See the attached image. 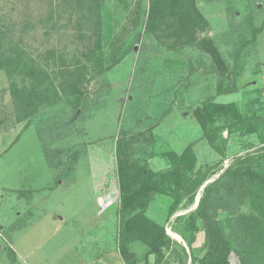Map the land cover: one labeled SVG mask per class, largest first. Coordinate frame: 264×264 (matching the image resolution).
<instances>
[{"label":"rangeland","instance_id":"1","mask_svg":"<svg viewBox=\"0 0 264 264\" xmlns=\"http://www.w3.org/2000/svg\"><path fill=\"white\" fill-rule=\"evenodd\" d=\"M35 2L39 0L26 10L24 0H0V20L14 24V41L20 49L53 74L57 70L54 61L59 65L62 58L73 62L88 40L73 36V24L67 18L58 21L54 16L49 20V9L43 2ZM196 3L210 23L199 38L213 40L228 67L224 75L200 43L170 48L172 39L161 42L147 31L149 0L104 1L102 45L106 63L102 73L90 75L80 106L71 105L64 96L20 120L11 85L15 82L22 88L23 78L18 74L13 80L0 70V264H19L10 252L21 202H27L19 197V190L35 191L32 207L27 208L30 211L20 220L22 225L28 227L30 221L48 215L43 220L47 223L44 232L37 233V242L43 244L39 253L43 263L35 264H57L60 260L93 264L103 251L117 250L120 139L135 148L139 159L148 158L156 172L168 168L163 152L181 153L198 141L195 175L206 174L210 179L193 203L185 197L177 212L168 217L172 200L159 196L148 210L170 238L163 258H147L150 248L145 244L131 245L137 254L136 264H197L196 259L205 252V232L203 222L197 220L199 231L194 234L190 217L204 188L237 158L253 159V168L264 172V145L260 141L264 122L252 120L230 133L225 131L212 144L203 139L194 117V110L211 99L236 103L264 118V0ZM256 29L261 31L253 41ZM250 41L236 66V52ZM232 89L235 92L223 93ZM249 127L256 132L249 133ZM46 150L53 164H62L58 169L50 167ZM75 152L80 153V159L73 163ZM241 192L231 191L228 180L222 181L213 188L207 204L209 214L220 221L233 243L232 264H242L237 251L247 228L240 217L252 212L251 200L241 199ZM247 194H252L251 189ZM50 216L64 219L61 231L48 224ZM16 241L17 248L25 245L28 250V241Z\"/></svg>","mask_w":264,"mask_h":264},{"label":"trees","instance_id":"2","mask_svg":"<svg viewBox=\"0 0 264 264\" xmlns=\"http://www.w3.org/2000/svg\"><path fill=\"white\" fill-rule=\"evenodd\" d=\"M24 1L26 10H29L28 8L36 0ZM44 1L47 2L44 4ZM104 1L39 0L35 2H43V5L49 9V20H54V16L58 21L67 18L68 23L73 24L71 29L74 31L73 36L79 35L88 40L87 46H84V50L74 57L73 62H67L62 58L60 60L62 63L59 65L54 61L57 70L53 74H50L46 68L36 65L30 55L20 49V45L14 41V24L0 20V70L6 72L13 80L19 74L24 81L22 88H19L15 82L11 85L15 111L20 114V120L31 116L43 106L58 103L64 96L68 97L71 105L80 106L83 103V90L91 81L90 75L102 73L103 65L106 63L102 45ZM148 11L146 30L156 39L161 42L172 39L170 48L200 43L212 57L220 74L224 75L228 71L213 40L199 38L200 33L210 28V23L199 10L196 0H149ZM260 31V29L253 31V41ZM249 43L251 41L243 44L236 52V66L243 49ZM233 92L234 89L223 93ZM194 117L203 131V139L212 144L225 131L230 133L235 127L252 120L264 122L262 116L253 114L249 110H242L236 103H218L211 99L194 110ZM248 132L255 133L256 130L249 127ZM260 141L264 145L263 135ZM197 143L198 141L191 142L181 153L174 150L163 152L161 156L167 160L168 168L156 172L150 167L149 159H139L135 148L125 139L117 141L120 192L117 244L125 264H136L138 261L136 252L131 248L135 242L150 248L146 253L147 258L152 255L163 258V248L168 245L170 238L165 233L164 227L148 215V210L157 196H167L172 200L168 217L177 212L185 197L189 198V203H193L199 189L210 179L206 174L195 175ZM46 157L50 161L47 150ZM71 158L73 163L78 162L80 153L75 152ZM253 163L254 160L249 157L237 158L223 175L204 188L199 205L190 217L194 234L199 231L197 220L203 222L205 232V252L201 258L196 259L197 264H232L233 243L226 235L220 221L210 215L207 209L213 188L227 180L231 191H243L240 194L241 199L248 198L252 203L251 214H242L240 217L247 228L240 244L241 250L237 251L241 262L264 264V172L255 170ZM60 164H53L50 161V167L53 169H58L62 165ZM217 174L218 172L212 173V175ZM248 189H251V195L247 194ZM34 193V190L18 191L19 197L27 202L32 201ZM10 252L18 259L13 248Z\"/></svg>","mask_w":264,"mask_h":264},{"label":"crops","instance_id":"3","mask_svg":"<svg viewBox=\"0 0 264 264\" xmlns=\"http://www.w3.org/2000/svg\"><path fill=\"white\" fill-rule=\"evenodd\" d=\"M157 197H159V196H157ZM31 204H32V201L31 202H25V203L21 202V205H23V207L20 210V214L18 216L19 222H18V224H16L15 229H14L15 231L13 234V240H14L13 241V249L17 254V258L19 259V264H28V263L29 264H35L36 262L43 263L42 259L39 258V256H40L39 253H41L43 251L42 250L43 244H40L39 242H37V240H38L37 239V233L39 234L40 231H43V227L45 225H47V223L44 224L45 222H43V220H45L48 215H46L47 213H45L36 221H30V225L28 227H26L25 225H22L23 222H21L20 220L22 217H24V215H26L30 211L27 208L32 207ZM99 205H101V202H99ZM25 209H27V210H25ZM48 219H49L48 224L55 225L56 231L57 230L61 231L63 229L64 219L61 218V219L57 220L56 217H54V216H52L51 218H48ZM38 225H40L39 228H38ZM28 236H29V239H28ZM22 239H23V241L24 240L28 241L27 242L28 243V250H26L27 247L25 245H20V248H19V246L17 248V246H16L17 241L16 240L22 241ZM24 252L26 255L24 254ZM101 254L102 253H100L97 256L98 259H96L95 262H93L94 260L92 261L93 264H125V262L123 261L121 255L119 253L118 246H117L116 251L113 250V252H112V251L107 250V251H103V254L102 255ZM57 264H69V263L63 262L60 260Z\"/></svg>","mask_w":264,"mask_h":264}]
</instances>
